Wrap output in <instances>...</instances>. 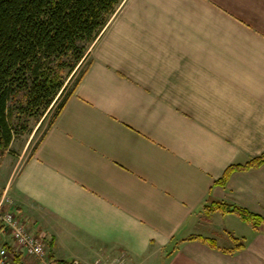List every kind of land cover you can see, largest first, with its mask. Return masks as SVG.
<instances>
[{
	"label": "crops",
	"instance_id": "crops-1",
	"mask_svg": "<svg viewBox=\"0 0 264 264\" xmlns=\"http://www.w3.org/2000/svg\"><path fill=\"white\" fill-rule=\"evenodd\" d=\"M87 59L33 152L1 157L2 210L74 264H264L263 226L204 211L264 219V163L217 182L264 154V0H123ZM5 244L35 264L0 223Z\"/></svg>",
	"mask_w": 264,
	"mask_h": 264
},
{
	"label": "trees",
	"instance_id": "trees-1",
	"mask_svg": "<svg viewBox=\"0 0 264 264\" xmlns=\"http://www.w3.org/2000/svg\"><path fill=\"white\" fill-rule=\"evenodd\" d=\"M122 1L0 0V159L16 138L31 131L33 122L44 120L51 111L47 129L53 125L89 64V47ZM263 163L264 154L231 165L217 182L225 185L233 171L255 169ZM204 211L234 212L253 227L264 228L262 217L237 205L212 201ZM186 239L217 248L213 239L197 235ZM10 254L18 263L19 256ZM50 259L54 264H74Z\"/></svg>",
	"mask_w": 264,
	"mask_h": 264
},
{
	"label": "built area",
	"instance_id": "built-area-1",
	"mask_svg": "<svg viewBox=\"0 0 264 264\" xmlns=\"http://www.w3.org/2000/svg\"><path fill=\"white\" fill-rule=\"evenodd\" d=\"M1 207L2 202L0 211ZM0 220L3 232L10 234L17 251L31 256L35 264H54L49 257L45 238L33 233L15 211L10 209L1 211ZM0 264H17L4 247L0 248Z\"/></svg>",
	"mask_w": 264,
	"mask_h": 264
},
{
	"label": "rangeland",
	"instance_id": "rangeland-1",
	"mask_svg": "<svg viewBox=\"0 0 264 264\" xmlns=\"http://www.w3.org/2000/svg\"><path fill=\"white\" fill-rule=\"evenodd\" d=\"M84 67H85V62L75 72L72 80L68 84L69 86L68 88H71L74 81L80 75ZM51 116H52V111L45 117L44 120L39 121L38 123L33 122L31 131L26 135H24L23 137L16 138L10 146V151L14 154H19L21 151H24L25 157H28L33 152L35 146L37 145V143L40 141L41 137L44 135L45 131L47 130ZM6 245L7 244L4 245L5 248Z\"/></svg>",
	"mask_w": 264,
	"mask_h": 264
}]
</instances>
